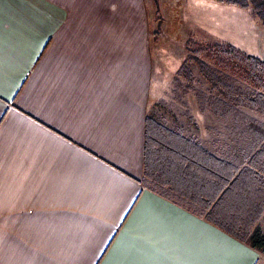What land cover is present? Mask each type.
Here are the masks:
<instances>
[{"label": "crops", "instance_id": "crops-1", "mask_svg": "<svg viewBox=\"0 0 264 264\" xmlns=\"http://www.w3.org/2000/svg\"><path fill=\"white\" fill-rule=\"evenodd\" d=\"M116 2L0 0V264H264V129L150 110L153 49ZM149 118L198 143L225 199L145 186Z\"/></svg>", "mask_w": 264, "mask_h": 264}, {"label": "rangeland", "instance_id": "rangeland-1", "mask_svg": "<svg viewBox=\"0 0 264 264\" xmlns=\"http://www.w3.org/2000/svg\"><path fill=\"white\" fill-rule=\"evenodd\" d=\"M115 4L118 9L114 14L121 15L122 26H125L127 18L132 23L135 19V30L146 33L151 43L155 70L150 106L153 112L161 111L164 104L160 105L159 101L163 99L168 103L170 113L185 124L188 122L186 114L194 117L201 129L204 124L211 123V111L209 108L201 110L196 92H205L209 98L216 96L217 92L212 91L210 82L203 77L195 62H190L195 78L193 83L179 76V70L189 56V41L201 46L228 43L240 52L264 61V27L251 10L222 4L217 0H138L135 6L132 2L117 0ZM200 58L215 68L219 67L233 85L241 86V91L252 87L240 61L229 57L230 68L225 69L214 60L203 56ZM238 108L240 116L248 114L263 125L258 128L264 129V115L242 106ZM229 119L235 123V117Z\"/></svg>", "mask_w": 264, "mask_h": 264}, {"label": "trees", "instance_id": "trees-1", "mask_svg": "<svg viewBox=\"0 0 264 264\" xmlns=\"http://www.w3.org/2000/svg\"><path fill=\"white\" fill-rule=\"evenodd\" d=\"M217 1L243 10H251L264 27V0ZM188 52V59L181 66L179 76H184L190 83H193L195 78L190 62H195L203 77L210 82L212 91L217 92L216 96L212 95L210 98L205 92H196L202 111L209 108L217 117L228 119L233 116V118L235 117L234 127H239L240 118L242 119L239 106L264 115L263 60L244 54L230 44L221 42L209 46H201L194 41H189ZM201 56L216 61L218 66L225 69L230 68L231 59L229 60V57L240 61L248 74L252 87L241 91V86L233 85L231 79L223 75L219 67L215 68L209 65L200 58ZM210 99L211 101H208ZM260 126L262 127L263 125L256 119L249 117V127ZM257 140L258 137L253 136V141H250V144L248 143L249 153L260 142ZM197 144L194 139H186L181 132L172 131L149 118L146 131L144 184L165 195H178V198L186 195L195 196L194 202L203 211H207L224 196L222 192L226 185L223 181L217 180L207 168H201L203 165L202 160L204 159L200 153L197 156L199 150ZM202 153L203 155L205 154L204 151ZM202 170L204 174L201 173ZM188 188L194 190L195 193H189ZM246 242L252 244L259 251L264 252L263 235L255 233Z\"/></svg>", "mask_w": 264, "mask_h": 264}]
</instances>
